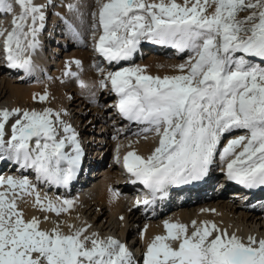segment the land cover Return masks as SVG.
<instances>
[{
  "label": "snow or ice",
  "instance_id": "obj_1",
  "mask_svg": "<svg viewBox=\"0 0 264 264\" xmlns=\"http://www.w3.org/2000/svg\"><path fill=\"white\" fill-rule=\"evenodd\" d=\"M96 3L93 27L102 33L96 51L109 63L130 59L142 40L191 53L178 65L179 75L153 77L135 67L109 72L100 81L102 87L110 81L125 118L146 125L143 132L159 138L146 158L136 152L124 156L127 171L155 196L168 185L205 176L222 138L243 130L244 135L228 141L220 159L227 160L230 180L249 189L264 186V0ZM43 7L34 0H0V14L13 17L11 30L0 29L9 67L32 71L30 53L44 27ZM241 12L248 14L241 18ZM79 86L87 87L83 81ZM38 99L45 101L47 93ZM12 116L17 118L5 140ZM77 135L50 108L0 110V160L33 169L38 181L67 185L75 179L82 156ZM28 196L40 210L57 216L73 206L64 200L59 207L51 201L45 207L27 176H0V264H138L126 244L89 233L90 225L69 224L65 233L59 223L49 230L36 217L25 219L18 202H27ZM192 226L189 234L187 225L166 221V235L148 244L143 264H264V239L249 236L245 242L215 223L193 221Z\"/></svg>",
  "mask_w": 264,
  "mask_h": 264
},
{
  "label": "bare ground",
  "instance_id": "obj_2",
  "mask_svg": "<svg viewBox=\"0 0 264 264\" xmlns=\"http://www.w3.org/2000/svg\"><path fill=\"white\" fill-rule=\"evenodd\" d=\"M53 1L58 10L54 17L60 16L57 28L62 25L61 29L68 35L60 37L58 43L47 51L56 56L55 64L49 65V59H43L40 55L35 61L37 66L33 73L0 64V110L42 112L50 108L54 113L59 112L60 119L75 130L79 140L90 137L88 139L92 142L87 148L95 152L98 166L92 168L93 175L88 174L86 183L70 188L69 184L38 181L33 169H23L18 164L10 166L13 159L0 160V176H27L36 185L45 207L49 201L57 207L64 200L73 202L72 208L57 216L54 212L40 210L34 203V196H28L27 202H18L25 219L36 217L41 221V228L49 230L59 223L65 233L69 232V224L76 228L90 225L89 233L97 232L101 237L112 236L126 244L138 264H143L144 253L154 237L166 235V221L187 225L189 234L194 230L192 222L196 221L198 226L202 222L215 223L221 230L227 226L245 242L249 236L264 239L263 221L260 222L258 216L253 217L250 210L245 209V189L228 178L227 160L220 159V153L228 141L244 135L243 130L233 131L222 138L213 162L218 167L210 165L207 174L198 180L166 186L158 192L155 206L145 212L127 213L125 202L134 187L118 182L120 176L127 172L123 158L129 152L146 158L158 145L159 138L154 133H144L146 125L130 122L116 110L115 103L119 96L112 90L110 81L106 80L107 87H102L100 81L106 79L109 72L135 67L153 77L179 75L178 65L185 63L191 53L171 50L167 44L142 40L130 59L109 63L96 51V43L102 34L98 26L93 27L96 23L93 13L99 7L96 0H34L43 6ZM177 2L183 3V0ZM69 4L73 5L71 10ZM213 10L214 7L208 9L209 12ZM19 11L17 7L16 12ZM12 19L11 14H0V29L11 30ZM35 55L36 49L30 53L31 57ZM75 61H80V65ZM66 72L76 73V76L65 75ZM79 81H83L87 87L81 88ZM45 93L47 99L41 102L38 97ZM34 96L37 98L33 99ZM73 99L76 101L71 102ZM69 102L71 106H68ZM16 118L12 116L7 121L5 140L10 138L11 126ZM66 151L71 153V146ZM107 156L108 160H105ZM222 181L227 186L233 185L232 191L216 185ZM205 189L207 197L200 202L183 200ZM258 189L262 196L264 186H258ZM46 216L48 220L44 219ZM174 246L178 247V242H174Z\"/></svg>",
  "mask_w": 264,
  "mask_h": 264
},
{
  "label": "rangeland",
  "instance_id": "obj_3",
  "mask_svg": "<svg viewBox=\"0 0 264 264\" xmlns=\"http://www.w3.org/2000/svg\"><path fill=\"white\" fill-rule=\"evenodd\" d=\"M248 13L247 12H241L240 13V17L242 18V17H244V16H246ZM76 101V99H73L71 102H75ZM71 102H69V104H68V106L70 105L71 106ZM68 106H66V107H68ZM236 132V131H235ZM109 157H110V155H109ZM105 160H108V156L105 158ZM5 163V162H4Z\"/></svg>",
  "mask_w": 264,
  "mask_h": 264
}]
</instances>
